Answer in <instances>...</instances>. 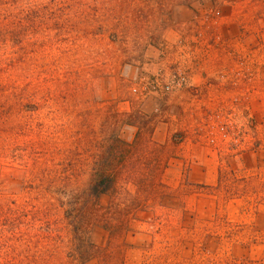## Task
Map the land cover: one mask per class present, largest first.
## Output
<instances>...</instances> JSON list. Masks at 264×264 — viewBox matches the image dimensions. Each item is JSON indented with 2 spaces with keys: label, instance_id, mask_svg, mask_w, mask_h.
I'll return each instance as SVG.
<instances>
[{
  "label": "rangeland",
  "instance_id": "rangeland-1",
  "mask_svg": "<svg viewBox=\"0 0 264 264\" xmlns=\"http://www.w3.org/2000/svg\"><path fill=\"white\" fill-rule=\"evenodd\" d=\"M0 264H264V0H0Z\"/></svg>",
  "mask_w": 264,
  "mask_h": 264
},
{
  "label": "crops",
  "instance_id": "crops-1",
  "mask_svg": "<svg viewBox=\"0 0 264 264\" xmlns=\"http://www.w3.org/2000/svg\"><path fill=\"white\" fill-rule=\"evenodd\" d=\"M158 53H159V52H153V51L151 52V51H148L147 57H148V58H152V57L155 56V55L158 56ZM157 96H158L157 93H156V94H150V95H149V99H151V98H152L151 100H153V98L156 99ZM149 99H148V100H149ZM148 100H147V101H148ZM151 100H150V101H151ZM150 101H149V102H150Z\"/></svg>",
  "mask_w": 264,
  "mask_h": 264
}]
</instances>
